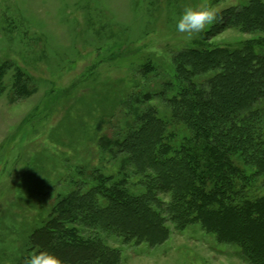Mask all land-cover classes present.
<instances>
[{
  "label": "rangeland",
  "instance_id": "1",
  "mask_svg": "<svg viewBox=\"0 0 264 264\" xmlns=\"http://www.w3.org/2000/svg\"><path fill=\"white\" fill-rule=\"evenodd\" d=\"M252 2L256 23L242 17ZM188 7L215 8L218 18L204 32L179 33ZM205 36L212 48L247 54L245 44L264 40V0H0V264H24L33 251L74 257L73 249L89 247L92 256L64 264L260 263L201 220L177 217L173 191L151 182L159 170L153 156L164 151L157 145L151 153L155 129L146 130L154 141L128 137L134 113H122L124 105L150 111L171 126L163 98L146 94ZM151 66L146 80L140 71ZM128 159L123 188L114 177ZM98 169L158 227L102 210L106 198L85 197Z\"/></svg>",
  "mask_w": 264,
  "mask_h": 264
},
{
  "label": "trees",
  "instance_id": "2",
  "mask_svg": "<svg viewBox=\"0 0 264 264\" xmlns=\"http://www.w3.org/2000/svg\"><path fill=\"white\" fill-rule=\"evenodd\" d=\"M254 4L241 11L246 12L242 17L256 23L258 19L250 15ZM208 43L205 36V45L179 52L172 73L157 82L158 86L154 84V93L150 90L146 94L147 98H163L170 110L171 126L150 111L139 112L124 105L122 113L127 119L134 113L135 120H129L128 137L134 133L141 143L152 141L153 131L149 137L146 130L155 129L158 139L149 143L151 153L157 145L164 151L160 157L153 156L159 170L151 182L161 190L173 191L172 207L177 209L178 218L201 220L208 231L217 232L225 241L240 243L254 261L264 264V40L245 44V55L233 48H212ZM153 69L142 68L140 73L146 74L147 80ZM138 141L134 145H141ZM103 142V147L110 150L111 143ZM123 146L133 151L127 143ZM130 161L123 164L118 177L106 176L98 169L100 174L85 197L95 194L106 198L109 201L98 204L102 210H124V217L137 219L154 230L158 224L150 219V211L142 215L109 184L114 177L119 186L126 187ZM126 191L129 193L128 188ZM78 193H72L65 202ZM113 223L122 231L141 233ZM83 251L75 248L76 257L68 254L61 259L81 260L93 254L92 247L88 253ZM53 253L58 256L57 251Z\"/></svg>",
  "mask_w": 264,
  "mask_h": 264
},
{
  "label": "clouds",
  "instance_id": "3",
  "mask_svg": "<svg viewBox=\"0 0 264 264\" xmlns=\"http://www.w3.org/2000/svg\"><path fill=\"white\" fill-rule=\"evenodd\" d=\"M215 8H192L184 10L176 23V31L179 33H201L206 27L217 20ZM24 264H64V261L56 254L49 251H33L25 259Z\"/></svg>",
  "mask_w": 264,
  "mask_h": 264
}]
</instances>
